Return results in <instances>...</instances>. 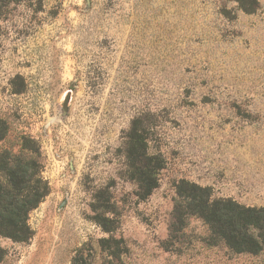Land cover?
<instances>
[{
    "label": "rangeland",
    "instance_id": "obj_1",
    "mask_svg": "<svg viewBox=\"0 0 264 264\" xmlns=\"http://www.w3.org/2000/svg\"><path fill=\"white\" fill-rule=\"evenodd\" d=\"M135 128L164 159L145 198ZM24 136L50 191L0 264H264L172 227L182 179L264 206V0H0V152Z\"/></svg>",
    "mask_w": 264,
    "mask_h": 264
},
{
    "label": "trees",
    "instance_id": "obj_2",
    "mask_svg": "<svg viewBox=\"0 0 264 264\" xmlns=\"http://www.w3.org/2000/svg\"><path fill=\"white\" fill-rule=\"evenodd\" d=\"M19 153L5 148L0 152V235L27 242L34 235L30 213L50 191L43 177V156L37 141L23 137ZM127 157L132 178L138 184L140 198L149 196L159 184L164 159L147 152L146 138L133 130L127 142ZM173 209V229L200 219L208 228V243H223L237 253L264 254V206H247L232 198L213 197L210 186L182 179L177 184ZM71 264H95L84 254Z\"/></svg>",
    "mask_w": 264,
    "mask_h": 264
},
{
    "label": "water",
    "instance_id": "obj_3",
    "mask_svg": "<svg viewBox=\"0 0 264 264\" xmlns=\"http://www.w3.org/2000/svg\"><path fill=\"white\" fill-rule=\"evenodd\" d=\"M70 99V92L67 94L66 99H65V103H68Z\"/></svg>",
    "mask_w": 264,
    "mask_h": 264
}]
</instances>
